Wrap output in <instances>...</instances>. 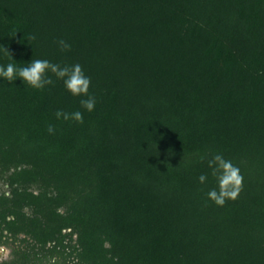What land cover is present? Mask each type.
<instances>
[{
	"label": "trees",
	"instance_id": "16d2710c",
	"mask_svg": "<svg viewBox=\"0 0 264 264\" xmlns=\"http://www.w3.org/2000/svg\"><path fill=\"white\" fill-rule=\"evenodd\" d=\"M0 45L97 101L0 78L1 264H264V0H0ZM205 153L244 177L223 207Z\"/></svg>",
	"mask_w": 264,
	"mask_h": 264
},
{
	"label": "clouds",
	"instance_id": "9594fccd",
	"mask_svg": "<svg viewBox=\"0 0 264 264\" xmlns=\"http://www.w3.org/2000/svg\"><path fill=\"white\" fill-rule=\"evenodd\" d=\"M30 39L35 40V35L31 36ZM55 43L62 52L71 50V44L64 39H59ZM0 47H2L6 55L12 58L11 53L6 47L2 45ZM52 76H55L58 80H62L65 89L71 95L86 97L80 100V105L83 109L88 112H92L95 109L96 98L93 95H89L91 78L85 74L82 66L78 63L74 65H61L59 63H52L46 59H35L23 67H17L14 63H8L6 66L0 65V78L9 83L19 78L24 84L38 91H43L48 86L54 85ZM54 116L56 120H63L65 122L74 121L79 124L84 123V115L79 110L67 112L63 109H57ZM47 132L50 135H54L56 132L55 125L49 124ZM200 161L201 163H207L210 175L217 183V187L207 192V200L214 202L217 206L223 207L227 201L238 199L244 187V177L239 167L219 153H205L200 157ZM207 180L208 174H201L198 177L200 184H205Z\"/></svg>",
	"mask_w": 264,
	"mask_h": 264
},
{
	"label": "rangeland",
	"instance_id": "374dc122",
	"mask_svg": "<svg viewBox=\"0 0 264 264\" xmlns=\"http://www.w3.org/2000/svg\"><path fill=\"white\" fill-rule=\"evenodd\" d=\"M0 188L3 189H7V186L0 184ZM11 252L10 248H7L5 246H1L0 247V259H6L9 258V254Z\"/></svg>",
	"mask_w": 264,
	"mask_h": 264
},
{
	"label": "flooded vegetation",
	"instance_id": "af4514ba",
	"mask_svg": "<svg viewBox=\"0 0 264 264\" xmlns=\"http://www.w3.org/2000/svg\"><path fill=\"white\" fill-rule=\"evenodd\" d=\"M1 246H5L7 248H10L11 249V252L9 254V258H6V259H0V264L3 263L4 261H10L14 258V254H13V247L9 244H0V247Z\"/></svg>",
	"mask_w": 264,
	"mask_h": 264
}]
</instances>
